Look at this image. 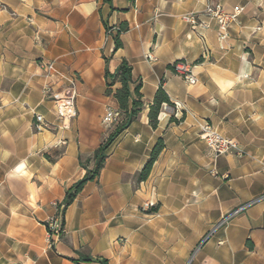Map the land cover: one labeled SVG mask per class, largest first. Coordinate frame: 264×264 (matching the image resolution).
<instances>
[{
    "label": "crops",
    "instance_id": "obj_1",
    "mask_svg": "<svg viewBox=\"0 0 264 264\" xmlns=\"http://www.w3.org/2000/svg\"><path fill=\"white\" fill-rule=\"evenodd\" d=\"M210 2L244 8L225 41L214 24L201 36L183 20ZM108 21L128 24L117 51ZM124 58L144 107L49 243L53 205L86 173L80 156L91 158L113 129L102 123L107 109L119 111L106 69L115 73ZM178 60L193 64L195 84L168 68ZM45 62H54L51 76ZM51 83L76 92L68 128L59 127ZM161 84L173 105L153 129L149 104ZM207 123L239 149L213 154L200 136ZM159 138L165 147L139 182ZM262 195L264 0H0V264H188L192 255L190 264H264Z\"/></svg>",
    "mask_w": 264,
    "mask_h": 264
},
{
    "label": "built area",
    "instance_id": "obj_2",
    "mask_svg": "<svg viewBox=\"0 0 264 264\" xmlns=\"http://www.w3.org/2000/svg\"><path fill=\"white\" fill-rule=\"evenodd\" d=\"M242 6H235L233 9H226L221 3L210 2L207 4L203 12H193L183 16V20L189 24L192 30L199 31L201 36H204L203 31H206L215 26V31L217 33L220 41H225L230 34V27L233 23L238 21L239 15L243 11ZM148 59L153 60V54H148ZM175 67L176 73L180 74L185 80L190 84H195L197 78L193 73V70L189 66L183 64L182 62H176L173 64ZM44 70L48 75H52L54 71V62H45L43 63ZM56 84L51 83L47 86L46 90L48 92L53 91V102L57 116L60 119L61 126L60 128H68L73 119L77 116V95L76 92L72 89H55ZM121 113L112 109H107L106 113L102 118V123L104 124H113L120 117ZM35 119L38 122V128L41 130L46 128L48 122L42 114H35ZM200 136L202 140L205 141L207 147L215 155H225L233 150H238V144L230 137L221 134L216 131L212 125L205 124L201 127ZM264 199V195L260 196L257 200ZM156 202L150 201L146 203V206L154 207ZM249 204H245L234 210L231 214H228L223 219L229 220L231 216L244 210ZM223 223L221 224L223 226ZM48 235L52 239H59L61 234L64 232L63 225V214H55L54 216L48 218L45 222ZM220 225V226H221ZM220 226L216 229L218 230ZM216 232V231H215ZM213 235V234H212ZM222 241H220V244ZM193 259V255L188 261V264Z\"/></svg>",
    "mask_w": 264,
    "mask_h": 264
},
{
    "label": "trees",
    "instance_id": "obj_3",
    "mask_svg": "<svg viewBox=\"0 0 264 264\" xmlns=\"http://www.w3.org/2000/svg\"><path fill=\"white\" fill-rule=\"evenodd\" d=\"M110 1V0H109ZM128 30V24L126 22H122L117 27V32L114 36L115 48L114 51H117L120 47L123 46L121 41V34ZM202 61V58L196 61L199 63ZM168 68L176 73L174 65H169ZM133 67L128 62L127 59H122L121 65L118 67L115 73H110L108 69H106V79L107 88L106 94L108 96H113L118 105L119 111L123 115V119L119 122L115 128L110 132L108 137L102 141L100 146L95 150L93 156L88 158L86 161H83L80 156V164L86 170L85 175L73 184L67 191L66 196L63 200L65 207L70 206L79 193L83 190L86 183L90 180H94L99 177L102 168L104 167L106 158H107V150L114 143V141L120 136V134L126 130L130 124L138 118L139 113L142 111L144 107V103L141 100V82L138 83L133 89H131V83H133L132 77ZM111 79V81H109ZM116 83H119L120 86L114 88ZM136 98H135V97ZM172 106L171 99L167 92L163 88V84L159 86L157 89L153 102L149 104V112L148 119L149 124L153 129H156L159 125L160 114L162 112L163 106ZM170 123L175 122L179 123L180 120L175 118V116L170 117ZM165 147L164 141L162 138H159L157 143L155 144L152 153L145 163L142 170L137 174V180L145 181L152 170L153 164L157 160L161 151ZM93 161L94 165L92 168H89V163ZM150 213L157 211L156 208H151L148 210ZM64 225V220H63ZM89 260V258L87 259ZM103 264H108L106 259H102Z\"/></svg>",
    "mask_w": 264,
    "mask_h": 264
},
{
    "label": "rangeland",
    "instance_id": "obj_4",
    "mask_svg": "<svg viewBox=\"0 0 264 264\" xmlns=\"http://www.w3.org/2000/svg\"><path fill=\"white\" fill-rule=\"evenodd\" d=\"M119 26V24H116V25H110V22L108 21L107 22V25H106V33H105V36L106 37H108V38H111L112 37V39H114V36H115V34H116V32H117V27ZM190 27V26H189ZM227 40V39H226ZM200 58H202V61L204 60L203 59V57H199L197 60H199ZM196 60V61H197ZM196 61H195V63H196ZM201 61V62H202ZM176 62H182L183 64H185V65H187V66H189V68L191 69V70H193L192 69V67H193V64L192 63H188V62H186V61H184V60H178V61H176ZM175 62V63H176ZM201 62H199V63H201ZM170 109H171V106H168ZM160 116H161V114H160ZM123 119V115L121 114L120 115V117L118 118V120L115 122V123H113V129L115 128V126L119 123V122H121V120ZM112 129V130H113ZM205 142V141H204ZM54 209H55V214H66V211H67V208L68 207H65V205H64V203H63V201H61V202H57V203H55L54 205ZM154 207H156V205L154 206ZM154 207H149V209L148 210H150L151 208H154ZM231 214V213H230ZM226 219H228V217H225ZM223 221H224V223H226L227 222V220H225V219H223L222 218V220H220L216 225H214V227H212V229L208 232V234L205 236V238H204V241L209 237V236H211L212 234H214L215 233V231H217L216 229L223 223ZM224 225V224H223ZM222 226V225H221ZM220 226V227H221ZM65 232H63L62 234H61V236L64 234ZM51 240H52V238L51 237H49V235H48V242L50 243L51 242Z\"/></svg>",
    "mask_w": 264,
    "mask_h": 264
}]
</instances>
